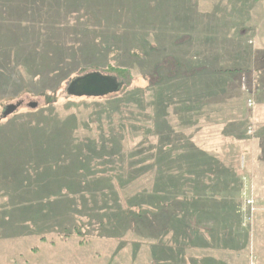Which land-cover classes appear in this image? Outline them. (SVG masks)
I'll return each mask as SVG.
<instances>
[{"label": "rangeland", "instance_id": "1", "mask_svg": "<svg viewBox=\"0 0 264 264\" xmlns=\"http://www.w3.org/2000/svg\"><path fill=\"white\" fill-rule=\"evenodd\" d=\"M218 3L191 0L180 8L196 20L210 14L240 23L246 15L251 54L240 64L182 63L192 49L179 48L191 43L179 34L177 42H168L174 46L160 48L153 42L156 31L135 25L129 13L136 4L157 8V0H0V264H264V7H255L262 10L256 13L253 2ZM108 8L115 10L97 14ZM204 59L201 54L198 60ZM108 65L128 69L144 89L143 100L132 94L117 107L67 98L73 78ZM249 65L256 70L233 68ZM154 73L167 81L155 86L148 78ZM47 97L55 98L54 108L37 118L28 114L47 106ZM9 105L17 106L10 115L26 124L42 125L46 116L54 126L72 119L73 139L65 150L55 138L39 141L33 132L22 143L5 142L12 131L1 115ZM56 148L61 153L54 160L66 175L70 161H77L71 157L83 155L88 178L81 184L54 180L50 188L41 156ZM29 159L34 167L28 174L37 176L8 189L17 187L8 182L11 176L20 180ZM61 188L71 191L73 209L63 206L66 198L53 195L54 202L44 199L55 208L51 217L39 210V197ZM153 195L181 205L172 226L181 231L176 221L189 224L190 241L173 230L166 236H152L139 224L131 230L126 219L112 228L105 222L119 208L153 206ZM252 197L250 211L245 201ZM79 202L85 211L78 210ZM31 205L41 216H32ZM214 209L218 216H212ZM74 214L87 227L79 235ZM158 225L165 228L162 221Z\"/></svg>", "mask_w": 264, "mask_h": 264}, {"label": "trees", "instance_id": "2", "mask_svg": "<svg viewBox=\"0 0 264 264\" xmlns=\"http://www.w3.org/2000/svg\"><path fill=\"white\" fill-rule=\"evenodd\" d=\"M102 71V73H105L107 74L108 76H112L114 78L117 79V81L119 83H121V88L120 90L117 92V93H113V94H109L107 96H104V97H100V98H76V97H72V96H69L65 90V94L67 96L68 99H78L79 101H84V100H93L94 102H99V103H102L103 105H108V104H114V106H117L119 107L120 104H119V101H123L124 99H127L126 96H132L133 95H137L136 97L140 98V100H143V96L141 97L142 92L144 89H140L137 85H135L134 83V79L131 72L128 70V69H125V68H119V67H112L111 65H108L107 66V69L105 70H100V69H91L90 71L91 72H95V71ZM89 72H82L80 73L78 76H76L75 78L79 77V76H82V75H85L87 73H90ZM73 78V79H75ZM148 78H150V80H152V84H154L155 86L158 85V84H163L164 82H166L167 80H164L163 78H161V76H156L155 73H154V76L151 75V77L149 76ZM157 83V84H155ZM130 88V89H129ZM162 91V89H160V92ZM140 93V94H139ZM47 100H48V103H47V106H45L44 108H38V109H31V111H29V115L32 114L34 116V118H37L36 116V113H41V111L43 110H47V111H50L51 108H54V102L56 101L55 98L53 97H47ZM116 107V108H117ZM17 116H14V115H9L7 116V118H3L5 119L4 121V124H7V125H10V129L12 132H10L9 135L6 136L5 138V142L8 141V142H12V143H17V142H20L22 143V138L24 136H27L28 134H30V132H33L34 133V136L37 140L41 141L42 138H55L57 142H59V144L61 145H64L63 147L60 146L59 144V147H60V150L63 149L65 150V144H67L69 142V139H73V136H72V131L70 129V125L73 121L72 119H70L69 121L65 120L63 122V125L61 123H56L57 126H54V124L51 123V117H47L45 118V122L44 124H26L27 122H24V121H19V120H16ZM57 119V118H56ZM54 119V120H56ZM2 120V119H1ZM18 122H16V121ZM70 122V123H68ZM2 124L3 126L2 127H7V125H4ZM61 124V125H60ZM73 126V124L71 125V127ZM1 127V126H0ZM18 127V128H17ZM20 130V131H19ZM8 131V130H6ZM4 139V138H3ZM7 139V140H6ZM17 139V140H16ZM55 141V142H56ZM0 144H2L0 142ZM67 146V145H66ZM79 150L81 149V147L78 148ZM58 148H56V150L54 149V153L51 155V156H46L45 154H42L41 156V162H46L47 164H44V163H41L44 167L42 168L41 167V171H43V173H45L46 177L45 178H49V179H46V183H49V187L51 188L52 187V182L54 180H60V181H72V180H76L78 181L80 184L82 182V178H85L87 177V175L89 176V172L88 171H84L83 170V167L81 166V158L82 156L79 154H76L75 156H72L71 158L73 159H76L77 161L74 162V161H70V165H67V168L66 170H68L69 174L66 175L64 173V168L62 166V164L60 163V165L54 160L61 152L57 151ZM77 152V151H76ZM45 157V158H44ZM45 160L43 161L42 160ZM80 159V160H79ZM180 159L182 158H177V160L180 161ZM31 159L27 160L26 162L24 161V168H23V172H24V175L21 176L20 180L17 178V181L14 177L11 176V179H12V183H9L8 184H16L17 187L15 188H12V187H8L12 189V191H14L16 188H18V185L20 186V184L25 185L27 184L26 183V179L28 180V182L32 179V177H35L37 175H34L32 173H29V171H32L33 172V167L32 165H30L31 163ZM34 162L36 161L35 159L33 160ZM26 164H27V168H26ZM189 164H192V162H188V164H185L189 166ZM39 165V164H38ZM41 165V166H42ZM181 168V166H180ZM202 168V166H201ZM184 169V168H183ZM187 170V169H186ZM186 170H184V172H182V176H188L187 173H186ZM174 175L177 176H180L181 173L180 171L178 170V168L174 169ZM48 172V173H47ZM49 172L54 175V173H56L54 176L50 175ZM43 173H39L40 175H42ZM28 174V175H27ZM26 177V178H25ZM88 178V177H87ZM21 181V183H20ZM37 181H39L37 179ZM20 183V184H18ZM67 183V182H66ZM34 187V186H33ZM49 188V189H50ZM4 189H6V187H4ZM6 189V190H8ZM34 189V188H33ZM31 189V190H33ZM38 189V188H37ZM39 190L41 189H38L36 192L38 193ZM51 191V190H50ZM57 191H58V186H57ZM70 192L68 189H63L61 188L59 190L58 193H51L50 195L48 194H44L41 195L39 197V199L41 200L40 205H42L40 207L39 210H41L42 212L44 211H48L47 213L49 214V216L51 217V212H49V210H53L55 208H50L49 205H46L44 204V199H51L50 201H53V199H55L53 197V195H57V196H61V198H66L67 201H65V204L63 205L66 209H70L72 208L73 209V202L71 201V197H70ZM40 194H43V192H39ZM138 196V195H137ZM154 197H152V200H154V205L153 206H147V207H142L141 205H138V204H132L131 206H125V210L122 209V208H119L115 213L116 215L111 217V218H108L105 220V222L107 223V225L112 228L116 222H121L123 220L126 219V221L128 223H126L127 225H129L131 227V230H132V227L135 228L138 224L140 225V229H143L145 232L149 233L150 235L152 236H155V235H160L161 234H165V236L167 234H169V232H171V230L174 231V233H176L177 235H182L184 236L185 238H187L189 241L191 240V236H189V231L191 230L190 229V226L189 224L187 223H184V222H180V221H176V225L178 227H181L182 230L179 231L177 229H175L173 226H172V223H173V220L172 219L173 215L176 214V210L178 209V207H180L181 205H178L177 202H176V205L172 204L171 202L170 203H166V201H164L163 198L161 197H157L155 195H153ZM138 198V197H137ZM140 198V197H139ZM135 199L131 200L130 202H134ZM175 200H178V198H176ZM60 202V201H59ZM180 202H187L186 199H181ZM60 203L56 202L55 204V207L58 208V209H61V207H57ZM180 204V203H179ZM78 205V210L79 211H82L84 210L85 211V208L84 206L82 205V202H79L77 203ZM81 207V208H80ZM30 209H32L34 212L32 213V216H41L40 213H39V210L37 211V206H34V205H31ZM172 209V211H171ZM174 209V210H173ZM225 210H227V208H225ZM214 214L215 215H212V216H218L216 215V210L214 209ZM75 215V214H74ZM73 217L75 218L76 220V224H77V227L75 226L74 229H75V233L76 234H81L82 233V229L86 230L87 227L86 225H81L80 222L78 221H82L81 218L82 216L80 215H75ZM125 216V218H123ZM31 217V216H30ZM42 217H40V221H42L41 219ZM166 218V219H165ZM51 219V218H50ZM144 220H147L148 223L146 224V222ZM160 221L163 222V225L165 226V228H161L158 223H160ZM114 224V225H113ZM117 224V223H116ZM163 237V235H162ZM44 237H41V239H43ZM44 240V239H43ZM174 241V244L176 245L177 244V240L176 238L174 237L173 239ZM160 247H166V249H169L168 246H166L164 243H160L159 244V248ZM161 251V249H159ZM151 255L152 257L154 258L155 257V253L151 252Z\"/></svg>", "mask_w": 264, "mask_h": 264}, {"label": "crops", "instance_id": "3", "mask_svg": "<svg viewBox=\"0 0 264 264\" xmlns=\"http://www.w3.org/2000/svg\"><path fill=\"white\" fill-rule=\"evenodd\" d=\"M189 1L191 0H157L159 7L151 10H143L136 4L133 7L134 9L131 8L129 12L131 21L137 26L144 25L146 26L145 29L156 31L157 36L160 38H156L153 42H156L160 48L174 46L168 42H177L179 40L177 38L178 34L182 39L188 38L191 43L187 44V47H185V44H182L179 48H190L192 52L183 54V56L186 55V58H182L183 60L181 59L182 63L194 61L193 63H202L199 65H203V63L212 65L217 62H219V64H233L236 60H239L240 64L243 60L242 57L251 54L246 47V41L249 38H245L244 36L246 29L250 28L246 25L243 26L244 22L247 20L246 15H243V22L240 23L237 21L233 23L232 19L227 17L222 20H215L210 14L205 18L196 16L198 19L196 20L194 17L190 18L189 13H186L180 8L184 3L186 4ZM215 1L219 2V6L224 5V2H229L228 4L231 2H253L250 6H253V11L256 13L262 12V10L255 9V7H264V0H205L206 3ZM168 2L175 5V8L169 10L165 8L164 6ZM108 9H100L97 14L106 15L110 11L113 12V10H115L114 8ZM232 24L236 26L235 29H232ZM234 32L236 33L234 34ZM225 48H227L229 52H227ZM213 49H215V51ZM201 54L207 57V59L198 60ZM172 58H174V56H172ZM210 68L212 72L218 71L217 67L214 68L210 66ZM233 68L240 73L248 72L251 69H253L251 71L256 70L253 65L246 67L234 66Z\"/></svg>", "mask_w": 264, "mask_h": 264}, {"label": "water", "instance_id": "4", "mask_svg": "<svg viewBox=\"0 0 264 264\" xmlns=\"http://www.w3.org/2000/svg\"><path fill=\"white\" fill-rule=\"evenodd\" d=\"M121 83L116 78L103 75L99 72H90L73 79L67 86L66 92L69 96L76 98H100L109 94L117 93ZM34 107V104H29ZM17 109L16 105H9L2 111L5 118Z\"/></svg>", "mask_w": 264, "mask_h": 264}, {"label": "built area", "instance_id": "5", "mask_svg": "<svg viewBox=\"0 0 264 264\" xmlns=\"http://www.w3.org/2000/svg\"><path fill=\"white\" fill-rule=\"evenodd\" d=\"M253 105H254V103L251 100L247 101V106L249 108L253 107ZM247 133L251 135L253 133V129L252 128L248 129ZM254 204L255 203H254L253 197L249 198L247 201H245V205L250 211L254 210Z\"/></svg>", "mask_w": 264, "mask_h": 264}]
</instances>
